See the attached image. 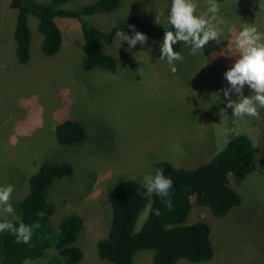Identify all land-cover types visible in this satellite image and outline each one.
<instances>
[{
	"label": "rangeland",
	"instance_id": "374dc122",
	"mask_svg": "<svg viewBox=\"0 0 264 264\" xmlns=\"http://www.w3.org/2000/svg\"><path fill=\"white\" fill-rule=\"evenodd\" d=\"M93 1L74 0L67 7L80 8ZM194 2L198 14L207 11L208 0ZM9 3L0 0V186H13L10 203L28 194L29 176L42 161L71 162V174L50 188L48 200L54 205L50 223L56 226L65 216L79 214L84 220L76 241L84 252L80 264H113L99 258L96 243L109 231V197L117 183L124 178L144 182V176L153 172V161L159 159L196 167L234 134L245 133L254 143L257 168L244 180H232L241 202L224 217L194 205L187 219L210 223L214 257L203 262L181 259L177 264H264V109L259 119L234 117L220 91L229 87L224 73L239 58L235 48L239 31L248 25L264 32L260 7L264 0H216L217 16L223 21L220 43L209 41L192 55L190 47L180 42L178 52L184 59L175 62L174 74L166 59H160L163 39L148 35L147 44L132 49L118 40L103 45L117 59L116 69L83 68L80 23L68 17L55 18L64 39L58 53L46 56L39 19L32 14L31 58L22 64L14 38L17 11ZM171 5L172 0H122L113 12L84 18L107 30L132 14L164 21ZM233 27L235 31L229 32ZM135 29L139 31L137 25ZM124 32L134 34L129 27ZM251 94L245 85L244 95ZM221 109H225L223 116ZM66 118L84 125L86 141L71 147L58 142L55 126ZM145 217L146 212L138 227ZM53 254L49 249L32 261L44 264ZM135 254L131 264H153V250Z\"/></svg>",
	"mask_w": 264,
	"mask_h": 264
},
{
	"label": "trees",
	"instance_id": "16d2710c",
	"mask_svg": "<svg viewBox=\"0 0 264 264\" xmlns=\"http://www.w3.org/2000/svg\"><path fill=\"white\" fill-rule=\"evenodd\" d=\"M72 1L10 0V7L17 11L14 38L20 63H28L31 58V14L39 19L41 50L46 56L58 53L64 39L55 18L68 17L79 21L85 54L83 68L116 69L117 59L106 53L103 45L112 44L116 40V32L126 31L129 25H137L140 32L154 39H163L166 30H171L168 19L155 22L142 19L137 14L126 16L113 27L102 30L84 17L113 12L122 0H95L80 8L67 7ZM179 47L180 43L173 45L175 51H179ZM221 99L225 101L223 96ZM55 136L60 144L69 147L88 138L84 125L73 118L57 123ZM73 168L71 162L46 159L29 176L28 194L11 203L15 209L14 216L6 219L16 227L20 222L29 225L39 222L41 227L35 230L28 244L17 243L10 232H0V264H23L26 258L37 260L44 257L49 249L54 254L44 264H80L84 252L76 241L84 220L79 214L72 213L53 226L50 217L54 213V205L48 200L55 181L69 176ZM158 168H162L165 176L174 181L171 195L164 198L171 200L172 209H167L159 195L147 196L142 181L132 178L121 180L110 192L112 214L109 231L96 243L100 259L113 264H131L135 253L142 249L154 251L153 264H177L181 259L191 262L212 259L215 248L210 223L206 220L187 222L188 216L194 205L210 209L217 217L226 216L237 206L242 197L232 185L235 179L244 180L256 170V149L247 134L237 133L206 163L188 168L159 159L153 161L152 174ZM157 209L160 210L159 216L155 214ZM144 212L146 217L138 227ZM4 219L0 215V222Z\"/></svg>",
	"mask_w": 264,
	"mask_h": 264
},
{
	"label": "clouds",
	"instance_id": "9594fccd",
	"mask_svg": "<svg viewBox=\"0 0 264 264\" xmlns=\"http://www.w3.org/2000/svg\"><path fill=\"white\" fill-rule=\"evenodd\" d=\"M260 7L264 10V3H261ZM219 11L220 6L216 0H208L207 11L202 14H198V5L194 0H172L168 16L171 30L165 32L160 46V59H166L172 66L173 74L177 71L175 62L184 59L181 52L174 50V44L183 42L185 46L190 47L191 54L196 55L209 41L214 40L220 43V37L223 35L221 27L223 21L218 19ZM128 27L132 29L133 35L117 31L115 39L127 42L129 49L135 48L138 43L142 46L147 44L148 37L145 33L136 31L135 25ZM228 31L234 32L235 28H229ZM235 48L239 58L224 73L229 87L220 91L227 100L226 107L233 110L234 117L242 119L248 116L259 119L260 110L264 109V32L259 31L255 26L244 25L235 38ZM220 54L223 55V52ZM245 85L252 90L251 95H244ZM233 94L237 95V99H232ZM224 112L225 109H221L222 116ZM173 184V179L166 177L164 170L158 168L155 169L154 174L149 173L144 176L142 187L146 189L147 196L157 194L164 199L171 195ZM13 191L14 188L11 185L0 186V213L14 214L15 209L10 203ZM164 202L167 209L171 210L173 207L171 200L164 199ZM155 214L159 216L160 210L157 209ZM40 227L39 222L31 225L20 222L18 227L6 218L0 222V232H10L16 237L17 243H30L35 230ZM23 264H34V262L26 258Z\"/></svg>",
	"mask_w": 264,
	"mask_h": 264
},
{
	"label": "bare ground",
	"instance_id": "6f19581e",
	"mask_svg": "<svg viewBox=\"0 0 264 264\" xmlns=\"http://www.w3.org/2000/svg\"><path fill=\"white\" fill-rule=\"evenodd\" d=\"M159 105V104H158Z\"/></svg>",
	"mask_w": 264,
	"mask_h": 264
}]
</instances>
